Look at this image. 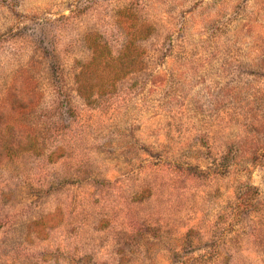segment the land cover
<instances>
[{
	"label": "rangeland",
	"instance_id": "374dc122",
	"mask_svg": "<svg viewBox=\"0 0 264 264\" xmlns=\"http://www.w3.org/2000/svg\"><path fill=\"white\" fill-rule=\"evenodd\" d=\"M0 264H264V0H0Z\"/></svg>",
	"mask_w": 264,
	"mask_h": 264
},
{
	"label": "trees",
	"instance_id": "16d2710c",
	"mask_svg": "<svg viewBox=\"0 0 264 264\" xmlns=\"http://www.w3.org/2000/svg\"><path fill=\"white\" fill-rule=\"evenodd\" d=\"M117 71H119V70H117ZM120 72V71H119Z\"/></svg>",
	"mask_w": 264,
	"mask_h": 264
}]
</instances>
